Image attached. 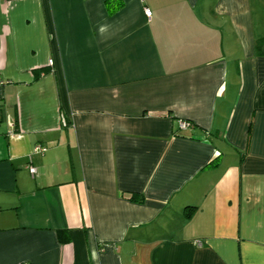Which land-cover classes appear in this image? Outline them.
I'll list each match as a JSON object with an SVG mask.
<instances>
[{
	"label": "crops",
	"instance_id": "obj_1",
	"mask_svg": "<svg viewBox=\"0 0 264 264\" xmlns=\"http://www.w3.org/2000/svg\"><path fill=\"white\" fill-rule=\"evenodd\" d=\"M0 82V264H264V0H0Z\"/></svg>",
	"mask_w": 264,
	"mask_h": 264
},
{
	"label": "built area",
	"instance_id": "obj_2",
	"mask_svg": "<svg viewBox=\"0 0 264 264\" xmlns=\"http://www.w3.org/2000/svg\"><path fill=\"white\" fill-rule=\"evenodd\" d=\"M150 14H151L150 11L148 9H145V15L147 17H149ZM48 64H52V60H49ZM188 126H189V122L188 121H185V120H179L178 121V127L179 128H187ZM44 150H45L44 146L36 145L34 147V151H40L41 152V151H44ZM28 171H29L30 175L33 176L36 173V168L34 166L29 165L28 166Z\"/></svg>",
	"mask_w": 264,
	"mask_h": 264
},
{
	"label": "trees",
	"instance_id": "obj_3",
	"mask_svg": "<svg viewBox=\"0 0 264 264\" xmlns=\"http://www.w3.org/2000/svg\"><path fill=\"white\" fill-rule=\"evenodd\" d=\"M131 198L133 199V197H131ZM185 209H186V211H188L187 212V214H188V213H190L192 211L193 207L192 206H188ZM59 238H60L61 241H67L68 240V237L67 236L66 237H63L61 234H60V237Z\"/></svg>",
	"mask_w": 264,
	"mask_h": 264
}]
</instances>
